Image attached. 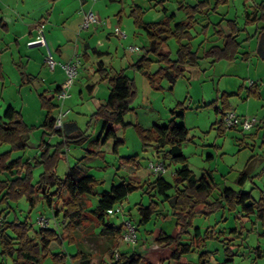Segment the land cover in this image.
Instances as JSON below:
<instances>
[{"label": "rangeland", "instance_id": "374dc122", "mask_svg": "<svg viewBox=\"0 0 264 264\" xmlns=\"http://www.w3.org/2000/svg\"><path fill=\"white\" fill-rule=\"evenodd\" d=\"M1 1L10 6L0 7L3 15L9 19L14 10L12 7L17 6L16 2L21 0H0V5ZM103 1L97 0L95 3L89 1L88 8L94 12L99 9L103 15L101 23L90 27L88 32L91 29L96 30L91 37L97 47L109 32L115 34L111 38L112 54L107 59L111 66L109 70L111 73L123 70L126 76L133 81L135 90V96L130 103L133 110L125 116L126 125L117 129L116 138L105 143L101 140L97 141L102 121L92 117V114L96 109V101L101 104L105 102L107 95H101L100 92L107 86L103 82L97 84L98 75L90 78L85 70H80V64L75 81H81L82 84L88 82L89 79L95 83V87L100 92L98 96L91 97L84 91L83 97L80 99L79 94L72 88L73 90L71 89L69 93L72 99L64 102L61 111L69 110L64 121L73 120L76 122L79 128L77 131H80L85 137L83 142L62 145L60 143L65 140L62 136L43 135L42 128L38 126L45 118L46 110H41V94H44L45 90L39 88L34 81L24 83L22 70L15 63L19 61V58L12 57V51H7L0 57L4 79H0V115L5 108V102H7L21 113L26 124L33 126L28 147L24 151H12L9 155L11 159L21 158L23 162L30 161L32 165L36 164L33 159L40 156L42 149L39 145L43 137L46 144L62 145V156L56 166L58 176L63 178L67 169L77 163L95 178L96 195L89 196L87 200V204L91 207L90 210L96 206L101 192L109 190L112 185L120 184L122 180L130 181L138 187L121 204L117 205L121 209L120 213L115 212V207L108 212L107 223L118 227L130 220L136 228L137 243L127 246L120 239L119 247L127 246L124 250H136L144 256V248L153 246L154 237L159 231L163 230L167 234L174 233L176 219L170 214L171 210L167 204H162L159 199L146 191L148 184L155 179V175L148 170L149 162L158 159H156V153L152 147L143 146L136 125H139L141 129H149L153 123L165 125L172 119L173 110L183 109L184 118H176L177 123L183 124L188 129V141L183 145V154L187 158L190 170L197 177L207 171L212 172L215 187L209 200L213 201L219 198L225 187L235 191L251 192L252 199L255 201L264 199V60H261L254 52L256 44H258V36L264 29V20L260 19L256 23L250 24L245 19V14L252 13L255 8L257 9V5L262 0H209L210 7H215L214 10L207 13L210 18L209 23L202 25L197 17L191 32L193 39L190 44L192 50L200 58L199 64L194 68L187 67L184 75L177 79L172 89L166 78L159 79L156 88L148 81L145 73L130 68L141 58L142 48L148 43L145 31L135 28L133 18L129 16L131 12L130 0L127 5L125 4L126 11L120 26L116 19L114 22V15L118 12L120 5L104 7ZM134 1L136 5L144 8L143 19L146 23L159 22L165 18V15L173 14L171 21L173 26L186 19L185 11L179 9V3L196 4L199 0H164L163 3L161 0ZM62 3L68 5L65 13L68 21L65 22L64 27H68L70 30L72 23L69 16L74 15L78 10V2L77 0H63ZM21 5V14L25 15V20L29 22L40 18L50 7L48 0H24ZM163 7L166 9V13L162 12ZM231 20H236L237 26L241 30L237 38L240 43L239 55L234 61L220 60L212 63L210 58L205 57V53L213 46L222 45L221 34L225 37L227 29L229 31L227 35L230 34L228 21ZM114 23L115 25H112ZM106 28L111 31L107 32ZM117 28L126 37L118 35ZM11 31H13V27H11ZM46 32L47 30H45ZM60 32L62 37L67 36V32L64 31V35L62 31ZM84 32L86 31L80 32L77 36L78 30L70 34V45L73 46L74 43L78 45ZM5 33L0 27V37L5 36L9 40H13V32L12 34ZM98 39H101V42ZM261 39H264V36L261 35ZM178 46V42L174 38L168 41L171 59L175 58ZM130 47H138L139 50L131 52ZM115 48L117 49L116 54L114 53ZM50 50H53L52 47ZM244 53H248L247 60L242 58ZM148 58L150 59L148 71L153 74L159 70L161 64L153 55H149ZM22 61L26 60L22 59ZM56 61L58 60L56 59ZM87 64L89 66V63ZM255 88L259 96H248V91ZM224 93L231 95L226 98L229 103L228 111H232L238 116L256 117L257 126L250 131H243L239 127L224 131V133L219 131L218 123L222 115L215 114L214 110L215 107L222 109L223 99L221 97ZM58 111H60V107L53 109L52 115L56 117ZM117 140L121 142L117 144L114 152L113 146ZM9 148L6 144L0 145V153L9 151ZM53 151L54 147L50 150V154ZM165 166L166 172L163 177L171 183L174 171L181 165L165 160ZM246 166L249 170V179L244 184H240L239 175ZM42 172L43 165L37 164L32 168L33 183ZM0 178L7 177L1 175ZM62 195L63 198H66L65 193ZM151 202L157 203L159 211L166 217L154 214L147 224L139 225L137 209L141 204L147 206ZM58 207L59 204H56L53 209H48L44 201L40 197H36L34 207L31 209L28 202L22 199L19 203H10L9 208L0 206V219L7 215L10 222L14 219L19 221L26 219L32 226V233H38L41 227L37 220L40 215H43L49 219L47 228L60 234L64 224L61 214L58 217L54 216ZM196 227L201 231L198 239L193 236ZM188 231L189 234H184L181 240L183 243L194 241L192 252L187 256L191 264H198V256L203 252L208 253L207 260L210 264H224V251L229 243L232 244L231 248L236 255L233 263L227 264H264V226L253 215L247 217L238 213L237 210L229 212L228 209H220L209 216L195 215L192 220V228ZM6 233L10 237L13 236L9 230ZM98 233L99 227L93 229V220L88 213H85L75 234V243L69 242L68 239L62 241L61 244L52 243L49 247L51 255L43 258L41 264H53L52 255L60 252L66 255L65 264H97L101 258H105L107 262L108 237L98 235ZM79 252L85 255L84 259L81 258L82 254L80 255ZM148 252L153 254L150 255L151 257L156 255L157 259L161 253L158 247L148 250ZM13 261V257L3 255V248L0 245V264H13Z\"/></svg>", "mask_w": 264, "mask_h": 264}, {"label": "trees", "instance_id": "16d2710c", "mask_svg": "<svg viewBox=\"0 0 264 264\" xmlns=\"http://www.w3.org/2000/svg\"><path fill=\"white\" fill-rule=\"evenodd\" d=\"M182 8L186 13V19L173 26L171 25L173 14L165 15L162 21L146 23L143 20L144 12L140 7L133 6L130 12L134 27L145 31L148 42L142 48L141 58L130 68L145 73L148 81L156 88L158 80L166 78L172 89L177 79L184 75L187 67L194 68L199 64L200 58L192 50L190 44L191 39H193L191 32L196 24V18L209 13L215 7H210L209 0H199L193 6ZM204 9H207L205 14ZM162 12L166 13V9L162 8ZM245 19L250 24L256 23L260 19L264 20V0L257 5V9L255 8L252 13H246ZM228 22L230 34L225 37L221 34L222 45L213 46L205 53V57L210 58L212 63L220 60L234 61L239 55L240 43L237 38L241 30L237 26L236 20ZM260 34H264V29ZM172 38L179 45L174 59H171V53L168 49V41ZM149 55L155 56L157 62L161 64L159 70L153 74L148 71ZM259 55L264 60V50L259 51ZM242 58L247 60L248 53H244ZM96 75H98L97 84L106 82L109 86V94L105 103L100 104L92 114V117L102 121L98 140L105 143L110 139H115L117 129L126 125L124 118L133 110L130 103L135 96V90L133 81L126 76L123 70L111 73L103 63H99ZM0 79H3L1 64ZM248 92V96L256 97L258 94L255 89ZM227 95L226 93L222 95V109L215 107V114L223 116L224 112L229 110V103L226 98L231 95ZM179 104L182 105V103ZM41 106L46 110V116L41 126L43 135L57 134L62 136L65 139L63 143H60L62 145L79 144L84 141L85 137L80 131L68 136L64 132V127L62 130L54 129L55 117L52 115V111L57 108V103L54 104L51 100H45L41 96ZM172 114V119L165 125L154 123L149 129H141L139 125H136V129L142 139L143 146L154 149L157 161L165 165V160H169L172 164L181 165L174 171L173 182H168L163 174H158L148 184L146 191L159 199L162 204H167L171 210L170 214L176 219L174 233L167 234L161 230L154 238L155 244L160 249H170L168 264H191L187 256L192 252L194 241L183 243L181 237L184 234H189L188 229L192 228V220L195 215L209 216L220 209H228L229 212L237 210L238 213L240 212L247 217L255 216L264 226V199L255 201L252 199L251 192L235 191L225 187L219 198L210 201L215 187L213 174L211 171H207L197 177L190 170L187 165V158L183 154V145L188 141V129L183 124L176 122V118H184V110H173ZM222 116L218 123L219 131L224 133V131L236 129L224 128ZM32 131L33 127L25 123L21 113L11 105L7 106L3 115L0 116V145L6 144L10 147L9 151L0 153V176L7 177L0 178V206L9 208L10 203H19L25 199L32 209L34 199L40 197L48 209H53L56 204H59L54 216L58 217L61 214L64 225L60 234L47 227L41 228L38 233H32V226L26 219L23 221L14 219L10 222L7 218L8 215L2 217L0 219V245L3 248V255L13 257V264H41L43 258L51 255L49 247L52 243L61 244L65 239L75 243L77 229L85 213H88L93 220V229L99 227L98 235L108 237L109 241L108 261L100 260L98 264H150L135 252L130 254L118 252L123 226L116 227L107 223L108 212L114 207L116 209L117 205L121 204L138 187L130 181L122 180L120 184L112 185L109 190L101 192L96 206L90 210L91 207L87 204V200L89 196L96 195V180L77 163L67 169L63 178L58 176L56 166L62 156V145L52 146L46 144L42 139L39 145L42 150L40 156L38 155L33 159L36 163L34 165L30 161L23 162L21 158H10L9 155L12 151H24L28 147ZM120 142L119 140L115 142L114 152ZM53 147L54 151L50 154ZM37 164L43 165V172L33 183L32 168ZM247 167L239 175L240 184H244L249 179ZM62 193H65L66 198H63ZM137 211L139 225L147 224L154 214L166 217L159 211L157 203L154 202L147 206L141 204ZM8 230L13 233V236L10 237L6 233ZM193 232L194 238L198 239L201 235L200 229L196 227ZM227 245L228 247L224 251V264L233 263L236 255L231 248L232 244ZM115 252H118V258L114 257ZM79 254H82L81 258H85L83 253L79 252ZM207 254V252L201 253L197 263L210 264L207 260ZM78 255L76 256L78 257ZM52 257L53 264H65L66 255L64 253L60 252L52 255Z\"/></svg>", "mask_w": 264, "mask_h": 264}, {"label": "crops", "instance_id": "0c3cea01", "mask_svg": "<svg viewBox=\"0 0 264 264\" xmlns=\"http://www.w3.org/2000/svg\"><path fill=\"white\" fill-rule=\"evenodd\" d=\"M89 1L92 2L91 0H77L78 10H76L74 15L69 16L70 22L72 23L70 30L68 27H64L65 22L68 21V20H66L67 15L65 14L66 13V7L68 5L63 4L62 3L63 0H48V2L50 4V7L48 8V10L45 11L44 15H41L40 18H38L37 20H35L33 22H29V21L25 20V15L21 14V10H22L21 4L24 3V0H21L20 2H16L17 6L12 7L14 10L12 12V16L9 19L3 15L2 9H0V15H2L0 18V27L3 29L4 32H6L5 34H7V33L12 34V32H13V36H14L13 40L12 39L9 40V39L5 38V36L0 37V57H1V54L7 53V51H10V52L12 51L13 52L12 57L14 56L15 58L16 57L19 58V61H16V62L12 58L11 59L18 66H20V69L22 70V72H21L22 78H24L23 79L24 83L34 81V83L37 84V86H39V88L45 90L44 94H41V96L45 100H51L52 103H54V104L57 103V101L54 97V94L56 93L57 89H59L61 87L63 80H64V74L59 67H56V69L53 72L48 71V69L46 68V66L44 64V54H45L44 48H37V47L28 48L26 44H27V42H29L30 40H32L35 37L37 25L44 24L45 30H47V32L45 33V38H46L48 47H49V49H50V47H52L53 50L52 51L50 50V51L54 54V57L58 60V62H68L73 58L74 55L77 54L79 56V59H80V67H81L80 70H85L88 73V75L90 76V78L93 76L97 77L96 72H97V69L99 67V63H103V65L109 70L111 68V66H110V64H108L107 59L112 54L111 45L113 43H112L111 38H113V36H115V34L109 32V31H111L110 29L106 28V31L109 33L105 37L104 40L102 39V42H101V39H98L101 42L99 44L100 45L99 47H97L95 45V42H93V39L91 37L92 33L96 31L94 29H91L90 32H88V31L84 32L83 37L81 39V42L80 43H79V41L77 42V44L79 43L78 45H76V43H74L73 46L70 45L71 44L70 34H73L74 31L78 30V33L76 34V36L79 35V27H80V24L83 20V14L89 10L94 12V10H92L91 8L90 9L88 8ZM161 1L163 3L164 0H161ZM128 3H129L128 0H104L103 1L104 7H109L110 5H114V4L120 5V7L118 8V12L115 13V15H114V22L116 19L118 26L122 25V23H123V15L125 14V11H126L125 7ZM4 5H7V7H10L5 2L1 1L0 7H4ZM129 5H130L131 9L133 6H138L135 4L134 0H130ZM193 5H195V3L194 4H189V3L185 4V3L181 2V3H179V9L182 10L183 9L182 7H184V6H193ZM245 6H247V5H245ZM15 7H16L17 11L15 10ZM138 7H140L142 10H144V8H142L141 6H138ZM248 8H249V6H248ZM203 12L205 14L207 12V9H204ZM94 13L97 15L98 19L101 22V17L103 15V12H101L98 9ZM24 14H26V13H24ZM129 16H130V14H129ZM208 16H209L208 14L203 15L202 17H200L198 19L199 22L202 25L206 24L207 22L209 23L208 20L210 18ZM131 23H132V19H131ZM112 25H115V23ZM11 27H13V31H11ZM114 27H117V26H114ZM60 31L63 32V35H64V31L67 32V36L62 37ZM228 33H229V31L227 29L225 36H227ZM261 35L264 36V34H259L258 39H257L258 44H256L257 47L255 48V51H254L255 54L260 59H261V56L259 55V51L264 50V39H261ZM5 39H6V42H5ZM11 47H13V48L11 49ZM114 53L115 54L117 53L116 48H115ZM22 59H24L26 61L23 62ZM1 61L2 60L0 58L1 68L3 69V65H2ZM87 63H89V66ZM129 65H131V64H129ZM2 80H4V79H2ZM103 84H105L107 87L102 89L101 92L98 90L97 87H95V83L91 82L89 79H88V82L82 83V84H81V81H79V82L75 81L73 86L71 87V89L74 88V90L77 92V94H79L80 99H82L84 91H86L89 94V96H91V97L98 96L99 92L101 93V95L106 94L108 96L109 86L106 82H103ZM255 90H256V88H255ZM257 93H258V91H257ZM257 96H259V93L257 94ZM71 99L72 98L70 97L67 100H71ZM106 99H107V97H106ZM106 99H105V101H106ZM100 104H101L100 102L97 103V101H96L95 102L96 108ZM9 105H11L16 111H18L12 104L5 102V108L3 109V113H4L5 109L7 108V106H9ZM41 108H42V106H41ZM41 110L44 111L45 109L42 108ZM3 113L0 116H2ZM45 116H46V112H45ZM43 122H44V120L42 121V123L38 127L41 128ZM124 122H125V118H124ZM30 127H33V126H30ZM77 129H79V128H78L75 121H73V120H66L65 121L64 132L66 135H68V136L74 135L77 132ZM42 131H43V129H42ZM30 139L31 138H29V140ZM42 139H43V137L41 138V140ZM97 141H99V140H97ZM28 144H29V141H28ZM127 246L126 247L120 246L118 248L119 252L127 253V254L135 252V253L141 255L143 257V259L147 260L150 264H166L167 262L169 263V257H170L171 251L168 248L160 249L161 253H160V256L158 255V259H157L156 255H154L153 257H155V258H153V257H151L153 254H151V252H148V250H154L157 248V245L155 243L151 247L144 248V250H143L144 256L141 253L137 252L136 250H132V251L124 250L125 248H127ZM100 260L105 262V258H101ZM100 260L97 262V264L100 262Z\"/></svg>", "mask_w": 264, "mask_h": 264}, {"label": "built area", "instance_id": "2783aa9c", "mask_svg": "<svg viewBox=\"0 0 264 264\" xmlns=\"http://www.w3.org/2000/svg\"><path fill=\"white\" fill-rule=\"evenodd\" d=\"M95 2L96 0H91ZM101 22L98 19L97 15L89 10L83 14V20L79 27V33L82 31H88L90 27L99 25ZM116 33L121 37H125L124 34L120 32L119 29H116ZM28 48H44V64L46 68L53 72L56 67H59L63 74L64 80L63 84L59 88V90L54 94V97L57 101L58 106L60 107V111H58V115L55 117L54 121V129L62 130L65 123V118L69 113V110L61 111V108L64 105V102L70 98V90L73 86L75 79L77 78L78 74V66L80 64L79 56L76 54L73 58L68 62H58L56 61L53 53L50 51L46 38H45V26L44 24L37 25L36 27V35L35 37L27 42ZM129 50L131 52L138 51V47H130ZM222 123L224 128L231 129V128H241L243 131H250L258 124V120L254 116H238L232 111H227L222 116ZM148 170L153 175L164 174L166 172V166L160 161H151L148 165ZM116 213H120V207L115 209ZM37 223L41 228H46L49 224V219L45 216L40 215L38 217ZM123 232H122V242L126 245H135L137 243V235H136V228L134 227L133 223L130 220L125 221L123 224ZM114 257L118 258V252L114 253Z\"/></svg>", "mask_w": 264, "mask_h": 264}]
</instances>
